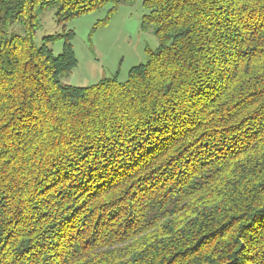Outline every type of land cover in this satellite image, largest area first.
Here are the masks:
<instances>
[{"label": "trees", "instance_id": "obj_1", "mask_svg": "<svg viewBox=\"0 0 264 264\" xmlns=\"http://www.w3.org/2000/svg\"><path fill=\"white\" fill-rule=\"evenodd\" d=\"M122 1L0 0V264H264V0H143L145 62L62 85L38 13Z\"/></svg>", "mask_w": 264, "mask_h": 264}, {"label": "rangeland", "instance_id": "obj_2", "mask_svg": "<svg viewBox=\"0 0 264 264\" xmlns=\"http://www.w3.org/2000/svg\"><path fill=\"white\" fill-rule=\"evenodd\" d=\"M57 9L52 6L38 13L34 43L40 46L44 37L55 36L49 47L58 55L66 38H70L77 64L61 77L62 85L86 87L114 76L124 81L129 69L145 62L147 51L158 46L153 27L142 25L146 13L143 0L122 1L114 10L107 3L63 21L57 20ZM10 31L21 33V27L16 24ZM134 192L137 190L130 191L132 197Z\"/></svg>", "mask_w": 264, "mask_h": 264}]
</instances>
